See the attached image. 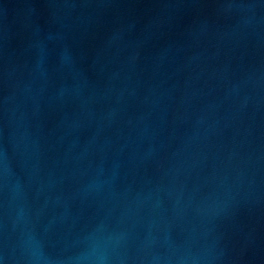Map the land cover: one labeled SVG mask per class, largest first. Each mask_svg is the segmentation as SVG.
Masks as SVG:
<instances>
[{"label": "water", "instance_id": "obj_1", "mask_svg": "<svg viewBox=\"0 0 264 264\" xmlns=\"http://www.w3.org/2000/svg\"><path fill=\"white\" fill-rule=\"evenodd\" d=\"M0 264H264V0H0Z\"/></svg>", "mask_w": 264, "mask_h": 264}]
</instances>
